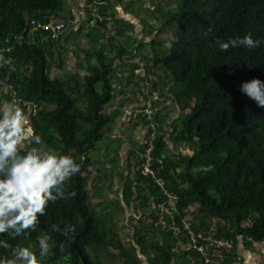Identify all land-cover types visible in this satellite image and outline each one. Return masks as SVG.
<instances>
[{
	"label": "trees",
	"instance_id": "trees-1",
	"mask_svg": "<svg viewBox=\"0 0 264 264\" xmlns=\"http://www.w3.org/2000/svg\"><path fill=\"white\" fill-rule=\"evenodd\" d=\"M106 1L107 6L101 10L105 20L97 21L93 29L96 42L108 39L111 51L107 47L92 48L93 54L86 52V60L82 62L89 75L62 80L50 78L54 52H49L41 42L48 40L49 45L57 40H51L48 32L32 33L30 22L47 23L53 19L68 24L61 17L66 11L64 0H0V55L9 61L0 67V103L18 102L25 126L42 138L41 146L70 155L81 166L65 186L66 192H76L75 197L50 202L36 230L30 234L15 239L0 236V240H6L12 247L29 246L38 255L36 237L42 232L48 234L52 252L41 264H104L91 256L92 251L102 248L109 252L112 248L118 250L130 264H144V260L147 264H164L165 253L173 252L180 239L187 247L191 244L184 228L186 222L195 234H204L210 232L211 224L221 221L224 225H219L215 239L232 242L234 248L223 251L225 260L218 264H231L237 246L264 242V108L240 91L242 82L252 78L264 81V44L255 49L241 46L224 52L214 41L249 33L254 40H264V0H180V6L168 11L166 17L154 18L156 27L150 25L146 37L156 33L150 43V55L139 52L144 47V38H137L136 50L119 41L131 29L129 26H118L115 34L110 33L112 0ZM88 11L90 24L93 15L90 8ZM166 29L174 30L172 41L160 38ZM106 31L111 34L109 37ZM126 57L142 61L144 71L137 74L142 80L149 79L151 83L157 70L171 77L170 91L158 93L157 85L151 83V93L170 98L182 113L189 111L177 120L169 141L167 118L158 110L164 101L154 105L153 121L137 115L136 110L131 116L141 132L148 133V137L154 132L157 135L151 152L155 177L142 172L145 158L141 157L146 151H135L139 160L134 166L129 165V171L133 167L138 171L133 177L127 176L125 202L131 205L139 201V209L147 208L149 196L156 197L157 206H165L160 213L165 224L178 230L177 234L172 229L162 231L165 240L149 242L148 234L137 227L136 243L131 249L124 246L115 223L108 218L109 213L103 217L91 205L88 189V178L98 161L90 153L114 134L124 107L120 106L121 112H107L118 96L117 66ZM135 68L134 65L127 70L129 75H122L123 80L133 83ZM183 144L190 147V154H177L178 146ZM156 179L164 180V189ZM165 189L178 196L175 204L169 201ZM165 209H170L171 214H166ZM160 215L152 216L154 222L149 226L141 222V229L161 231L157 228ZM52 224L61 229L74 225L75 231L66 238L51 231ZM5 257L11 258V248L0 247V259ZM181 259L176 264L216 263H206L201 252L192 248L183 251Z\"/></svg>",
	"mask_w": 264,
	"mask_h": 264
},
{
	"label": "clouds",
	"instance_id": "clouds-1",
	"mask_svg": "<svg viewBox=\"0 0 264 264\" xmlns=\"http://www.w3.org/2000/svg\"><path fill=\"white\" fill-rule=\"evenodd\" d=\"M214 44L227 52L241 46L255 49L264 44V40H254L249 33L227 41L216 39ZM8 63L0 55V67ZM240 91L264 108V81L252 78L242 82ZM42 144L39 135L26 131L24 112L18 102L0 103V236L15 239L30 234L36 230L50 202L76 196L75 191L66 192L65 186L79 173L81 166L72 156L42 147ZM51 231L69 238L75 226L66 225L61 229L52 224ZM50 239L43 232L37 235L38 255L29 246L12 247L6 240H0V247L11 248V258L0 259V264H41L52 252ZM63 250L61 244L60 251Z\"/></svg>",
	"mask_w": 264,
	"mask_h": 264
},
{
	"label": "crops",
	"instance_id": "crops-1",
	"mask_svg": "<svg viewBox=\"0 0 264 264\" xmlns=\"http://www.w3.org/2000/svg\"><path fill=\"white\" fill-rule=\"evenodd\" d=\"M64 2L66 11L63 13V15H61V17L66 19V22H68V28H66L63 34L57 39V41H54V43L50 42L49 45H46V43L49 42L48 40L46 41L45 39H42L41 41L44 42L49 51L53 50L54 52L51 57L52 60L50 65L51 79L66 80L73 77L79 78L89 75V71L82 66V62L86 60V52H89L94 47H107L108 50L111 51V43H109L108 39H100L96 42V38H94V33L96 30L92 27H89V0H64ZM110 4L112 7V14L108 17V28L110 33H116L118 26H129L131 29L126 32L125 36H120L119 41L126 47L136 50L137 38L139 40L144 38V47L149 45L148 47L150 48L151 53L152 47L150 43L155 39L156 33L153 35V37H146V35H148L147 31L149 30L148 28L150 25L156 27L158 23L151 16V13L153 12L150 3L145 2V6L149 9V16H147L148 22H146L144 19L141 21L137 17V0H112ZM91 31L92 33H90ZM110 33L106 31L108 37V34ZM160 38L163 40L162 37ZM123 60V63L119 62L117 66L120 79L115 87L118 88V96L115 100L114 107L110 108V110H114V112H121V107L124 106L122 107L123 110L120 115L121 119L118 121V125L115 127V132L110 136L116 140L115 142L117 144L116 152L113 150L111 157L113 156L116 158V156H118L120 159L121 157H124V164L129 167L130 164H133L132 166H134L138 162L139 158L136 152L138 153V150L143 142V138L141 137L142 129L141 127L138 129L135 127V121L133 119L131 120V116L135 110L137 111V108L139 107V105H137V98L142 91L141 89L139 93V89L140 86L146 84V79L142 80L141 78L137 77V57H134V59L126 57ZM60 62L62 63L60 64ZM92 62H94V59ZM83 65L86 66V63L84 62ZM134 65L136 66L135 78L133 83L130 84V82L123 80L122 75L128 76L129 74L127 73V70H130ZM137 79H139L140 82H137ZM171 82L172 78L160 70L155 71V76H153L151 79V83L157 85L156 91L158 93L162 91H170V88L172 87ZM132 101H136V104L132 105ZM161 101H164V103L158 107V110H160L162 117L167 118V124L165 126L169 131L167 138V141H169L170 136L173 133V126L176 124L179 118L188 114L189 111L186 110L184 113H182L181 109L175 105L174 101L168 97L166 98V96L161 98ZM169 105H173L174 110H171L168 107ZM108 113H111V111ZM169 147L170 149L174 150V146L171 144ZM133 151L136 152L133 154ZM190 153L191 150L189 146L184 144L178 146L177 154L188 155ZM114 158L112 161L115 164L118 160L114 161ZM95 160H97V157ZM107 160L108 157L106 156L103 161L105 163H103V166L107 168L108 171L113 173L110 174L111 177H115L113 172L114 169L106 166V163L108 162ZM100 162L101 160H98L93 165V171H96L97 163ZM104 177V183L106 184L108 177L107 175ZM111 181L112 178H110V182ZM231 264H264V242L253 243L250 247L240 244L236 247V257Z\"/></svg>",
	"mask_w": 264,
	"mask_h": 264
},
{
	"label": "rangeland",
	"instance_id": "rangeland-1",
	"mask_svg": "<svg viewBox=\"0 0 264 264\" xmlns=\"http://www.w3.org/2000/svg\"><path fill=\"white\" fill-rule=\"evenodd\" d=\"M145 2H149L150 6H152L153 13H151L152 14L151 16L153 18L157 17L160 19H163L164 17H166L168 15V11L173 10L174 8H178L181 3L180 0H137V17L139 20L142 21L144 19L146 22H148L147 16H149L148 15L149 9L148 7L145 6ZM89 27L93 28V26L91 25ZM165 31H166L165 33L161 34V37L163 38V40L172 41V39H174V30L171 29V32H169V30L166 29ZM148 46L149 45H146L144 48H141L139 52H144L146 55H150V48ZM91 53L92 52L89 51V54ZM137 63L140 65L142 64V61L139 58H137ZM137 82H140L139 79H137ZM146 88H147V84H143L142 86H140L139 91H141V89H146ZM148 89L152 90V84L150 83V80H149ZM135 104H136V101H132V105H135ZM137 104H139V97L137 98ZM168 107L171 110H174L173 105L171 106L169 105ZM109 111H111V113L112 112L114 113V110H108V112ZM120 119H121V116H120ZM24 123H26V121H24ZM26 131L29 132L28 127H26ZM145 135L146 133L143 131L141 133V137L143 138V141L145 139ZM110 136L104 142L98 144L96 149L90 153V156L92 157L97 156V160H101L100 163H97L96 171H91L92 177L89 176L88 178V189H89V195L91 199V205L98 212H102L103 217L105 216L104 215L105 213L107 214L109 213L108 218L109 220L115 223L114 225L119 233L118 236L120 237V239L122 240L126 248L131 249L133 245L136 243L134 241V236L137 231V227L140 228L139 229L140 232L148 234L147 239L149 242H153V241L162 242V240H165V235L163 234L162 231H168L172 229L177 234L178 230L176 228H174L172 225L170 226L168 224H165L163 220V216L160 215L161 212H164L162 209L165 206H161V205L157 206L155 202L156 197L154 198L153 196H149V202H148L149 206L147 208L139 209V204H140L139 201H134L131 205L126 204L125 198L123 195L124 188H125V181L127 179V176H130V175L133 176L134 172L138 171V169L133 167L130 173L129 167L124 164V157H121V159L120 157H118L117 163L115 164L113 163L112 159L114 157L113 156L111 157L112 155L111 153H113V150L116 152L117 144L115 142L116 140H114V138ZM142 146H143V142L139 150L144 149L146 151V148H142ZM106 156L108 157V160H107L108 162L106 163L107 164L106 166H109V168L114 169L113 172H114L115 177H111L110 174H113V173L108 171L107 168L103 166V163H104L103 161L106 158ZM106 175H108V178L105 184L104 176ZM110 178H112L111 182H110ZM94 179H96L95 185H94ZM146 192L147 191H145L143 195H146ZM120 202L122 203V205L120 204ZM173 207H175V205H173ZM165 212L166 214L168 213L171 214L170 209H165ZM158 215H160V219L157 222V228L161 229V231H159L158 229H155L152 232L151 231L145 232L141 229L142 227L141 222H144L145 225L149 226L154 222V218H152V216L154 217ZM249 223L250 222H248V224ZM220 224L224 225V223L222 224L221 221H216L213 223V225L211 224L210 232L208 233L204 232L208 236V238H215V233L218 230V227ZM186 248H187V245H185L183 243V240L180 239L179 242L177 243L176 249L173 252L167 251L165 253L164 264H176V261L181 262L182 253L183 251H186ZM91 256L94 259L100 260L104 264H130L128 261L123 259L119 255V251L114 248H112L110 252L109 250L105 248L92 251ZM151 256L152 257L154 256L152 252H150V257ZM144 264H147V260H144Z\"/></svg>",
	"mask_w": 264,
	"mask_h": 264
},
{
	"label": "built area",
	"instance_id": "built-area-1",
	"mask_svg": "<svg viewBox=\"0 0 264 264\" xmlns=\"http://www.w3.org/2000/svg\"><path fill=\"white\" fill-rule=\"evenodd\" d=\"M108 2L106 0H93L91 3L88 4V8H90L93 19L91 20L89 26H94L97 21H104V17L101 14V10L107 6ZM68 24H66L64 21H58V20H51L47 23L37 22L36 20H32L30 22L31 32L36 33L38 31H44L48 32L50 35L51 40H57L63 32L68 28ZM141 67L136 70L137 74L143 73V63L140 64ZM1 84V81H0ZM147 88L142 89L141 94L139 95V109L137 110V115H142L143 117H147L148 120L153 121L154 115L156 113V109L154 108V105L159 103V100H161V97L158 93H151V90L148 89L149 81L146 79ZM31 107H28V111H30ZM136 118V117H135ZM155 127V124H152V128ZM148 133L145 135L146 139L143 141V146L147 147L145 156L141 157V159H144L143 165H141V169L144 175L146 176H152L155 177V171L152 168V164L154 162V158L151 156V152L154 149V141L157 138L156 133H152L149 137L147 136ZM159 163H162L161 160L158 161ZM156 182L159 183L161 188L164 189L165 182L164 180L156 179ZM165 193L169 197L170 202H175L178 199V196L170 193L167 189H165ZM190 225L186 222L184 224V228L188 230V234L190 235V241L191 244L186 249H196L201 252V254L204 256V259L206 263L214 261L215 264L220 263L222 260H225V255L223 254V251H230L233 250V243L228 241H221L217 240L215 238H208V236L204 235L203 233H194L190 230ZM200 241H203L204 243L200 244ZM207 243V244H205Z\"/></svg>",
	"mask_w": 264,
	"mask_h": 264
}]
</instances>
